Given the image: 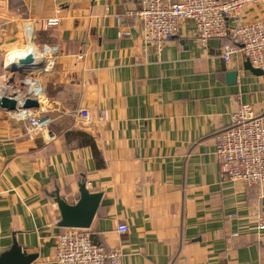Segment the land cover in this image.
<instances>
[{"label": "crops", "instance_id": "0c3cea01", "mask_svg": "<svg viewBox=\"0 0 264 264\" xmlns=\"http://www.w3.org/2000/svg\"><path fill=\"white\" fill-rule=\"evenodd\" d=\"M139 10V0H0V87L25 76L6 64L29 45L27 26L36 45L60 49L41 76L52 142L0 108V255L17 241L33 264H55L71 229L59 227L55 194L75 204L85 183L102 194L86 231L121 249L120 264H264V183L224 179L216 155L240 105L264 116V76L240 52L225 63L228 40L202 45L191 21L157 52ZM262 18L264 1L246 6L244 22Z\"/></svg>", "mask_w": 264, "mask_h": 264}, {"label": "built area", "instance_id": "2783aa9c", "mask_svg": "<svg viewBox=\"0 0 264 264\" xmlns=\"http://www.w3.org/2000/svg\"><path fill=\"white\" fill-rule=\"evenodd\" d=\"M264 0H139L140 10L132 15L141 19L144 40L161 52L180 30L184 21L195 25L197 39L202 45L212 39L225 38L228 42L222 51L225 63L231 62L237 52L244 55L251 66L264 71V18L251 22L243 21L245 8ZM48 27L59 24V19L47 21ZM28 47L19 52L11 63L36 52L43 59L44 66L25 75L21 85L5 81L0 87V97L17 101V109L10 112L14 118L24 121L31 135H38L46 142H52L56 133L51 128L53 119L46 108L47 96L41 76L51 73L57 63L60 49L57 45L38 46L34 42L31 26H27ZM36 100L40 107L24 109L25 101ZM82 121L90 120L87 109L79 111ZM231 127L216 137V155L220 159L221 176L233 182L248 186L264 183V116L256 113L252 105H240L231 114ZM264 229V225L260 226ZM121 234L127 232L120 225ZM121 249H106L83 229H70L57 236L55 243V264H120Z\"/></svg>", "mask_w": 264, "mask_h": 264}, {"label": "water", "instance_id": "95a60500", "mask_svg": "<svg viewBox=\"0 0 264 264\" xmlns=\"http://www.w3.org/2000/svg\"><path fill=\"white\" fill-rule=\"evenodd\" d=\"M43 63L40 55L36 52H30L26 57H22L11 63L6 69L11 73L17 72L27 75L33 70L42 68L44 66ZM244 70L251 72L257 77L264 76V71L252 67L248 60L244 63ZM238 74V70L228 73L230 84L237 82ZM39 107V103L33 99L26 100L23 106L24 109H38ZM0 108L8 112H13L17 109V101L7 97H0ZM79 192L80 195L75 204H69L59 196L58 192L55 194V201L61 216L59 227L84 230H88L91 227L100 206L102 194L91 193L86 189L85 183L80 185ZM37 258V255H29L17 241H14L13 246L0 255V264H33Z\"/></svg>", "mask_w": 264, "mask_h": 264}, {"label": "rangeland", "instance_id": "374dc122", "mask_svg": "<svg viewBox=\"0 0 264 264\" xmlns=\"http://www.w3.org/2000/svg\"><path fill=\"white\" fill-rule=\"evenodd\" d=\"M16 53H17V54H19V52H16ZM16 53L12 54V56H11V57H12V58H14V57H13V55H15Z\"/></svg>", "mask_w": 264, "mask_h": 264}, {"label": "bare ground", "instance_id": "6f19581e", "mask_svg": "<svg viewBox=\"0 0 264 264\" xmlns=\"http://www.w3.org/2000/svg\"><path fill=\"white\" fill-rule=\"evenodd\" d=\"M28 47V46H27ZM18 54L16 53L15 55H13V57L15 58ZM13 59V58H12Z\"/></svg>", "mask_w": 264, "mask_h": 264}]
</instances>
